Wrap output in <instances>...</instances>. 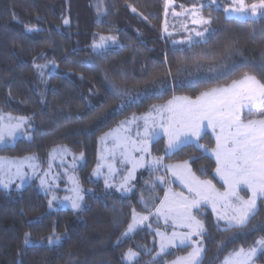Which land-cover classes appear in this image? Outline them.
<instances>
[{
  "label": "trees",
  "instance_id": "trees-1",
  "mask_svg": "<svg viewBox=\"0 0 264 264\" xmlns=\"http://www.w3.org/2000/svg\"><path fill=\"white\" fill-rule=\"evenodd\" d=\"M258 2L264 0H244L247 6ZM203 11L209 36L175 46L173 40L192 34L191 25L165 14L164 0H0V115L29 118L31 125L30 138L0 147V156L33 155L45 166L54 147L66 146L83 155L76 174L83 189H90L79 210L49 211L46 195L34 182L19 191L0 187V264H125L127 251L137 253L128 264H168L189 253L191 245L166 253L157 247L156 229L162 225L155 210L167 190L165 168L144 172L124 196L103 194L101 181L89 176L97 164L98 138L114 131L122 118L148 114L152 105L176 95L195 99L246 73L264 83V16L238 19L220 9ZM108 36L115 37V45L95 50L94 44ZM212 64L228 72L220 76L215 69L209 72L212 80H183L105 119L119 103V89L141 90L178 74L191 78L184 69ZM241 118L264 119V111L249 115L244 110ZM214 145L204 131L197 142L163 156L160 137L151 142L149 155L163 156L165 166L186 162L197 179L222 191L216 162L208 154ZM242 194L248 195L244 189ZM134 212L147 215L149 227L125 235ZM193 215L203 227L198 264H220L233 250L264 241V198L240 226L221 229L204 206ZM262 249L255 264H264Z\"/></svg>",
  "mask_w": 264,
  "mask_h": 264
},
{
  "label": "rangeland",
  "instance_id": "rangeland-1",
  "mask_svg": "<svg viewBox=\"0 0 264 264\" xmlns=\"http://www.w3.org/2000/svg\"><path fill=\"white\" fill-rule=\"evenodd\" d=\"M261 3L262 2H258L255 3V5H259ZM244 6L249 12H251V6L245 5V3ZM238 7V0H164L165 14L169 13L170 17L176 16L175 18L177 19L188 21L191 25L190 29L192 31L190 36L173 40L171 43L175 46H185L191 44L194 40L199 39L202 41L206 38L208 33L209 17L206 16L207 11H203L204 9H220L225 17L252 20L262 17L259 13L264 12V9L258 7L256 9L258 15L252 17L247 14L226 11V9ZM204 21H207V23H204ZM163 28L165 29V23L163 24ZM209 31L210 34L211 30L209 29ZM115 42V37L108 36L105 37L103 41L100 39L96 42L94 44V49L100 50L107 47H113ZM97 44H102L103 46L96 48L95 45ZM45 66H47L48 72H51L54 69V65L52 64L47 63ZM218 66V64L200 65L199 67L201 68L198 70L184 69L185 71L183 70V72L191 78H187L184 75L179 74L173 77L169 76L157 81L154 85L145 87L141 90L121 88L117 94L119 97V103L106 114L105 119L121 113L132 103H137L138 101L152 95H160L168 89H174L178 87L183 80H187V83L201 79L212 80L213 76H211L210 73ZM215 71H218L220 76H223L224 73L228 72L226 67L222 66ZM233 83L221 87L229 88ZM222 88H214L213 90H219ZM213 90H209L207 93H212ZM217 99L218 94L217 96L205 97L204 100L199 101V103L210 107L211 105L216 104ZM197 100L198 99L195 101ZM175 106L176 104L173 103L174 108H171L170 110H174ZM188 107H190V105L187 107L178 106L177 109L179 110L180 108L182 110L187 109ZM159 108H162L164 111L165 108H167V105H161ZM242 110H240V119ZM147 116L154 118L155 114L153 112H149L147 115H132L122 118L116 129L108 133L115 136L110 145L108 142L107 145L103 144L108 134H102V136L98 138L99 148L97 153V164L91 171L89 179L92 181H101L103 194L117 196L126 195L138 182L140 177H142L144 172L150 168H164L165 164L162 160L163 156L178 149V147L172 149L168 147L170 135L174 136L177 132L187 131L186 128L179 127L178 129L171 123L169 126L164 125L160 127L157 125L156 128L151 129L146 126V132L149 134H154L156 131H162L164 134L163 136L166 138L165 150L162 157H151L152 159L150 162H152V166H149L146 170L144 169L145 171L136 172L137 170H135L131 157L132 153L128 150V147L132 145L137 147V143H135L137 140L134 141V137L130 135V132L136 133L138 128H140L138 122L141 119L149 120ZM213 123H216V120H214ZM206 124L207 120L201 124L200 132L207 130L211 132L215 145L213 150L211 151V148L208 152H210V154L214 157L217 169V167L220 166L217 163V156L215 154L217 151V137L226 136L229 131L234 132L235 128L231 130H224V133L222 134L221 131H216V129H218L217 127H215V129L213 127H205ZM30 129L31 125L29 124V118L0 115V134L3 136V140L0 141V147L12 145L19 138L28 140L30 138V133L27 130ZM155 129L156 131L154 132ZM112 135L109 139L112 138ZM193 139L194 136L189 137L188 141H194ZM222 142L223 139L221 140V143ZM116 156L122 160L119 162V165L115 160H113ZM82 163L83 155L81 153L71 151V149L66 146L54 147L48 153L45 166H43L33 155H27L21 158L0 156V187L7 191H19L27 184L34 182L36 183L39 192L46 195L47 207L49 211H55L57 209L77 211L82 207L85 195L90 193V189H83L80 185L76 174V169H78ZM172 168L175 167H171L169 170L167 167L168 179L166 181H162L167 190L164 193L160 205L155 210V218L162 225L160 228L156 229L157 247L159 253H166L177 247L191 245L192 248L189 253L173 258L168 264H193L191 254L195 250L200 249V255L194 261V264H198L203 253L201 239L203 227H200L202 226L201 223L194 217L193 210L201 206L209 208L213 212V215L221 229L230 228L232 226H240L237 223V220L244 208L241 201L252 199L253 189H246L248 197L244 196L240 192V189L243 188L242 186L232 185L231 179L228 183H225V180L217 174L215 169L216 178L224 185V190L220 191L208 181H199V179H197L192 172H182L179 169L173 170ZM205 182L208 183L206 184ZM173 185H176L177 188ZM233 187L235 188V195L231 194ZM258 199H260L259 196H257L256 202ZM73 203L77 204L78 207H73ZM143 217H147V215L134 212L131 222L124 234L129 235L137 229L146 226L149 227V217H147V219H142ZM130 225H134L133 231L128 232ZM261 241L262 240H257V243L248 249L240 248L233 250L220 264H226L229 260H231V264H255L254 259L258 255L259 249L262 248V244L260 243ZM253 248H256L257 252L253 257L248 258L247 253H249ZM129 252L134 253L131 258L128 256ZM136 257L137 253L134 251H127L124 256V263L128 264Z\"/></svg>",
  "mask_w": 264,
  "mask_h": 264
},
{
  "label": "snow or ice",
  "instance_id": "snow-or-ice-1",
  "mask_svg": "<svg viewBox=\"0 0 264 264\" xmlns=\"http://www.w3.org/2000/svg\"><path fill=\"white\" fill-rule=\"evenodd\" d=\"M238 3V8L226 9V11L255 17L258 15L256 12L258 7L264 9V2L259 5L253 4L251 12L244 6V0H238ZM259 15L264 16V12L259 13ZM104 39L101 37L102 41ZM102 46V44L95 45L96 48ZM217 94L216 104L209 107L199 103L205 97L217 96ZM183 99L186 100L187 98ZM188 103L190 107L178 111L175 117L176 124L180 128H186L187 131L177 132L174 136L170 135L168 147L170 149L177 148L186 143L189 137L198 138L201 124L205 120H207L205 127L215 129L219 125L222 134L225 128L230 130L235 128L234 132L229 131L226 136L217 137L215 154L220 166L217 167L216 171L225 180V183L231 179L232 185H240L244 189H253L252 199L241 201L244 208L237 223L244 225L248 218L255 214L257 196L264 198V119H249L247 123H243L240 119V110L246 109L249 115L254 112L260 115L264 111V83H261L255 76L246 73L240 81L234 82L229 88L213 90L212 93H203L197 101ZM169 104L171 105L172 102L170 101ZM214 120L216 123H213ZM222 139L223 142L221 143ZM2 140L3 136L0 134V141ZM231 194L235 195L234 187ZM73 207H78V205L73 203ZM142 219H147V217ZM133 227L134 225H130L128 232L133 231ZM200 227L202 228V226ZM260 243L264 245V241ZM200 251L197 249L191 254L193 264L199 257ZM256 252V248L251 249L247 253L248 258L253 257ZM133 255L134 253L131 252L128 254L129 258ZM226 264H231V260L227 261Z\"/></svg>",
  "mask_w": 264,
  "mask_h": 264
},
{
  "label": "crops",
  "instance_id": "crops-1",
  "mask_svg": "<svg viewBox=\"0 0 264 264\" xmlns=\"http://www.w3.org/2000/svg\"><path fill=\"white\" fill-rule=\"evenodd\" d=\"M216 88H219V87H215ZM222 88V87H220ZM214 88H211L209 90H213ZM223 89V88H222ZM209 90H206L204 91L203 93H207V91ZM201 93L197 98L195 99H189L187 97H184V96H181V95H176V96H173L171 97L170 99H168L166 102L162 103V104H159V105H152L150 107V112H153L155 114V117L154 118H151L150 116H147V118L149 120H144V119H141L138 124L140 126V128H138L137 132L136 133H133V132H130V135H132V137H134V141L137 140L135 143H137V147H135L134 145L132 146H129L128 147V150L132 153V161H133V165L135 166V170H137L136 172H140V171H145L149 166H152V162L151 161V156L149 155V148H150V144L153 140H156L160 137L165 138V136H163L164 134L162 133V131H159L157 132L156 129L154 130V134L152 133H148L146 132L147 131V128L146 126L150 127L149 129L151 128H156L157 125L162 127L164 125H167L169 126L170 123L172 125H174L176 128L179 129V126L176 124V113L178 111H180L181 109L179 108V110L177 109L178 106L182 107V106H185L187 107L189 105V103L187 102H194L196 99H198L199 97L202 96ZM183 98H187L186 100L183 99ZM172 102V104L170 105L169 102ZM187 101V102H186ZM247 102V101H245ZM173 103L176 104L175 106V109L174 110H170L171 108H174L173 107ZM182 103V104H181ZM181 104V105H180ZM161 105H167V108H165V110L163 111L162 108H159ZM246 110V109H243L241 111V114L242 112ZM146 114V113H145ZM143 114V115H145ZM142 115V114H141ZM147 115V114H146ZM149 115H152V114H149ZM158 117V118H157ZM254 120V119H252ZM241 121L243 123H247L248 120H243L241 118ZM218 129H216V131H220V127L219 125L216 126ZM204 128V127H202ZM225 130H228V128H225ZM208 131V130H207ZM110 133V132H108ZM106 133V135L108 134ZM201 133H203L202 131L199 133V137L201 135ZM211 133V132H210ZM112 134H108L107 137L105 138L103 144L107 145V142L109 143H112L113 142V138L115 136L112 135V138L109 139V137L111 136ZM199 137H194V141H187L186 143L188 142H197V140L199 139ZM108 139V140H107ZM185 144V143H184ZM98 148H99V143H98ZM121 149V148H120ZM213 150V148L211 149V151ZM97 153H98V150H97ZM208 154L214 159V157L210 154V152H208ZM113 160H115L117 162V164L119 165V162L122 161L118 156H116ZM167 167H168V170L171 168V167H175V168H172L173 170H176V169H179L181 170L182 172L184 171H188V173L191 172L190 168H189V165L188 163L186 162H181V163H176V164H170V165H166L164 168H166V171L168 172L167 170ZM145 169V170H144ZM151 169V168H150ZM188 175V174H187ZM219 180V179H218ZM199 181H202L203 180H200ZM220 181V180H219ZM221 182V181H220ZM222 183V182H221ZM223 184V183H222ZM244 188L240 189V192L242 193V190ZM224 190V189H223ZM222 190V191H223ZM246 190V189H244ZM247 191V190H246ZM248 194V192H247ZM248 197V195H247ZM160 205V204H159Z\"/></svg>",
  "mask_w": 264,
  "mask_h": 264
}]
</instances>
